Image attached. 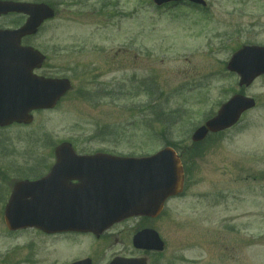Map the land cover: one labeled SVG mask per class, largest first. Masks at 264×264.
<instances>
[{
	"label": "rangeland",
	"instance_id": "obj_1",
	"mask_svg": "<svg viewBox=\"0 0 264 264\" xmlns=\"http://www.w3.org/2000/svg\"><path fill=\"white\" fill-rule=\"evenodd\" d=\"M207 2L205 10L157 7L152 0L75 2L35 40L47 56L37 72L71 78L74 89L55 108L35 111L31 124L0 129V153L10 156L11 183L55 140H72L80 152L133 156L181 148L243 90L256 106L204 142L207 152L196 167L190 162L183 195L166 206L179 264H264V75L240 87L226 68L240 46L264 45V0ZM118 82L125 88L120 97L98 94Z\"/></svg>",
	"mask_w": 264,
	"mask_h": 264
},
{
	"label": "water",
	"instance_id": "obj_2",
	"mask_svg": "<svg viewBox=\"0 0 264 264\" xmlns=\"http://www.w3.org/2000/svg\"><path fill=\"white\" fill-rule=\"evenodd\" d=\"M168 1L172 0H155L159 5ZM191 1L205 3L204 0ZM9 10L29 12L31 18L23 27L10 30V46L8 31H0V126L15 121L31 122L32 109L54 107L71 87L68 79L35 75L33 69L40 66L45 57L33 48L22 47L20 44L21 38L35 33L44 19L53 16V11L45 6L9 4L0 1V14ZM228 69L240 75V85H250L258 76L264 74V46H243L232 56ZM255 104L253 98L240 94L233 96L222 105L215 117L194 132L193 140L200 141L210 131L218 132L231 127L244 111L254 107ZM66 147L71 146L65 144L58 149ZM68 155L74 156L72 153ZM78 161L85 166L79 168L82 173L94 171L95 166H103L102 173L93 177L102 175L107 179L110 178L111 181L115 179L119 181L118 188L112 182H108V186L104 189L87 187L89 184L85 183L80 185L78 206H110L106 211L91 210L90 217L102 219L104 223L80 224V228H103L109 221L122 219L131 214L158 213L166 198L177 194L182 188L183 169L179 158L171 148H164L146 157H116L100 154ZM81 181L83 182V179ZM29 184L28 181L17 183L7 204L9 209L10 206H52L51 202L54 200L40 192L39 182L31 183V186H28Z\"/></svg>",
	"mask_w": 264,
	"mask_h": 264
},
{
	"label": "flooded vegetation",
	"instance_id": "obj_3",
	"mask_svg": "<svg viewBox=\"0 0 264 264\" xmlns=\"http://www.w3.org/2000/svg\"><path fill=\"white\" fill-rule=\"evenodd\" d=\"M5 1L46 4L53 8L54 17L45 20L37 34L22 39L23 45L38 49L35 40L48 23L60 18L65 13L67 14V10H70V7H75V4L79 2V0ZM111 3L107 1L103 7L97 8L96 11L98 9L104 10ZM116 4L118 3L114 5ZM179 5L190 6L192 4L183 2ZM170 6L177 5L170 4ZM28 17L26 14L8 12L6 15L0 16V20H5L0 22V29L10 31V28H18ZM120 56L124 57V54H120ZM132 59L136 62L137 56L133 55ZM124 89V85L118 82L114 83L113 87L110 85L102 87L98 90V94L106 97H120ZM65 141H70L75 150L82 154L110 152L106 149L80 152L72 140H56L53 141V144L45 145L42 156L34 162L35 164L31 166L32 168L24 179H46L58 161V157L55 155V147ZM3 149L4 146L0 143V152ZM181 151L190 158L185 167V182H190L193 174L192 170L190 171L192 165L189 166V164L193 161L192 164L196 167L194 162L199 161V155L204 152V148L191 147ZM70 166V164H63V170L57 177L45 181L44 189H48L52 193L73 192V187L79 183V180L78 175L69 170ZM9 176L10 156L0 153V193L5 195L0 200L4 204V206H0V238L4 243L0 246V264H179L181 261L184 262L183 257L177 256L174 252L175 241L172 234L175 230V220L166 210H163L158 216H130L109 225L103 230L94 231L76 227L79 222V206H23L27 209L25 212L28 215H33L36 209L40 210L41 219L34 220L32 223L29 221L25 226L14 228L18 221L14 219L16 215L13 213L11 214L13 227L10 228L8 222L10 213H7V206L5 205L8 195H10V187L12 190L15 180L10 183ZM18 216H20V211ZM153 231L158 233L162 241L161 249L155 248L157 247L156 243L149 237ZM142 232L147 235L145 243L137 240V236ZM202 237L204 234L200 238ZM193 240H191V244H194L192 243ZM177 243L181 246L182 241Z\"/></svg>",
	"mask_w": 264,
	"mask_h": 264
}]
</instances>
